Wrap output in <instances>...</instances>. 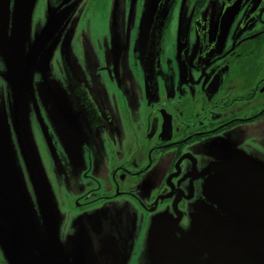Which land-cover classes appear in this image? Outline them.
Segmentation results:
<instances>
[{
    "label": "flooded vegetation",
    "instance_id": "flooded-vegetation-1",
    "mask_svg": "<svg viewBox=\"0 0 264 264\" xmlns=\"http://www.w3.org/2000/svg\"><path fill=\"white\" fill-rule=\"evenodd\" d=\"M7 5L0 136L28 167L43 166L40 143L59 195L36 196L44 173L26 174L21 211L71 218L74 242L104 264H144L149 235L179 264H242L247 245L264 253V194L248 180L264 179V0Z\"/></svg>",
    "mask_w": 264,
    "mask_h": 264
},
{
    "label": "rangeland",
    "instance_id": "rangeland-1",
    "mask_svg": "<svg viewBox=\"0 0 264 264\" xmlns=\"http://www.w3.org/2000/svg\"><path fill=\"white\" fill-rule=\"evenodd\" d=\"M6 80L8 81V79ZM31 89L34 93V98H37L36 91L33 87H31ZM57 90L58 92L55 97L59 96L66 106L67 101L65 92L62 94L60 92V88H57ZM51 91L54 94V90L51 89ZM17 104L18 103H16L13 98V107L9 109L16 117L18 115ZM58 105H60V103L59 101H56L54 106L56 107ZM38 145L41 147V152L44 157L43 160H40V162L42 161L44 164L39 167H36L35 165L34 167H28L27 164L29 162L26 158L24 159L23 156L19 157V161L18 158H13L14 154L11 142H8L7 147L5 139L0 136V169H6L7 173L4 185L2 183L0 187V202L3 205L5 204L3 208L2 204L0 205V261L6 264H39L40 258H45L47 261L43 264H49L51 257L56 258L58 256L55 260V264H74V262L79 259H81L80 264H96L94 262V258H92V254L89 253L88 249L82 245L83 242H74V240L77 239L79 232L76 231L74 226H72L74 221L71 218V221L70 219L68 221L67 217L60 219V217L56 216V212H51L49 222L45 219L37 218L34 215H29L28 208H24L22 211L20 210L22 207L19 205L18 199L20 201L28 199L27 201H29L30 197L28 196H32L33 194L32 187L29 186L28 188L26 174H28L30 181L33 179L36 180L37 178L41 179L40 177L43 176V173L44 178H46L45 173L47 172V169L50 168L48 161L47 165L45 162L46 156L43 146H41L40 143H38ZM37 148L39 149L38 146ZM38 156L40 157L39 152ZM10 158H12V160H10ZM15 172L16 174H20L22 179H24V182L17 186H14L13 184L15 181ZM54 183L55 181L46 178L44 187L45 192L42 190L39 192L35 188L36 196L40 195V193L42 198H45L44 195H47V198L59 196L56 195ZM6 202L8 203V206ZM210 208L211 210H215L213 203L210 205ZM42 220L47 225H50L48 229H43L42 225H44V223ZM65 224L72 227L71 232H73V234L71 237L70 233L67 234L66 230L62 231V227ZM36 231L37 233H40V242L43 245L40 251L32 244L33 239L31 237L33 234H36ZM65 239H67V241ZM146 239L145 250L147 251L143 256L144 264H179V260L177 258L174 259V256L166 257L168 254L163 253L164 251L161 248L159 249L158 244L156 245V240L153 239L151 235H149ZM70 241L73 244L67 243ZM67 244L71 245V250H67L70 247V245L66 247ZM80 246L84 247V249L80 252V254H77L76 248ZM157 248L159 250H157ZM140 254L141 252H139L138 258L140 257ZM242 255L247 258V260L243 259L242 264H264V253H259L253 245H247V248L244 250ZM124 262L127 264H134L130 259L125 260ZM200 264L209 263L204 261ZM215 264H223L221 256H219V259Z\"/></svg>",
    "mask_w": 264,
    "mask_h": 264
},
{
    "label": "water",
    "instance_id": "water-1",
    "mask_svg": "<svg viewBox=\"0 0 264 264\" xmlns=\"http://www.w3.org/2000/svg\"><path fill=\"white\" fill-rule=\"evenodd\" d=\"M7 3H8V0H0V17H1V22H3V20H4V14H5V12H6V9H7ZM5 164V163H4ZM3 164V165H4ZM2 165V166H3ZM4 170H6V169H2L1 171H3L4 172ZM248 180L251 182V184H253V187H254V191H257V192H259V193H261L262 195L264 194V179H262V178H257V177H253V176H251V175H249V177H248ZM36 190L37 191H39V189L38 188H36ZM42 219H45V220H47V221H49L50 222V217H48V216H46V217H44V218H42ZM43 222V221H42ZM45 225V224H44ZM49 226L50 225H47L46 224V229H48L49 228ZM264 230V229H263ZM36 234V236H37V232H35ZM32 239H33V246L35 247V248H37V250H41L42 249V244H41V242H40V233H39V239H38V236H37V240H38V243H39V246H37V244H36V241H35V238L32 236L31 237ZM105 243V242H104ZM69 245V244H68ZM67 245V246H68ZM37 246V247H36ZM66 246V247H67ZM83 246L85 247V248H87L88 249V251H89V253H91V251H90V248H89V246H87V245H85V244H83ZM84 247H82V246H80V247H77L76 248V250H77V254H80V252L81 251H83V249H84ZM104 248L105 247H107L106 245L105 246H103ZM67 250H71V248L69 247ZM94 252L97 254V261L94 259V262L96 263V264H104V262H103V260H101V257H102V251L101 250H94ZM92 254V253H91ZM118 257H117V259H115V260H108L109 261V264L111 263V264H120V262H119V255H117ZM58 257V256H57ZM56 257V258H57ZM56 258H52L51 259V261H50V263L49 264H55V260H56ZM92 258H94L93 257V254H92ZM219 259V258H218ZM218 259H215L214 261H213V264H215L216 263V261L218 260ZM47 260L45 259V258H40V261H39V264H43V263H45ZM81 263V259H79V260H76L75 262H74V264H80ZM64 264V263H63ZM223 264H224V262H223Z\"/></svg>",
    "mask_w": 264,
    "mask_h": 264
}]
</instances>
